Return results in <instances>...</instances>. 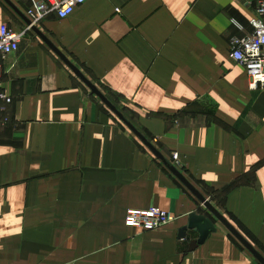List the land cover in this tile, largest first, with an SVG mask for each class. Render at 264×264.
<instances>
[{"label":"crops","instance_id":"obj_1","mask_svg":"<svg viewBox=\"0 0 264 264\" xmlns=\"http://www.w3.org/2000/svg\"><path fill=\"white\" fill-rule=\"evenodd\" d=\"M36 0H0L26 26ZM247 0H87L36 25L264 257V89ZM0 264H261L33 30L0 57ZM169 211L152 230L128 209ZM192 212L212 232L193 249Z\"/></svg>","mask_w":264,"mask_h":264},{"label":"built area","instance_id":"obj_2","mask_svg":"<svg viewBox=\"0 0 264 264\" xmlns=\"http://www.w3.org/2000/svg\"><path fill=\"white\" fill-rule=\"evenodd\" d=\"M87 0H36L27 9L26 15L30 21L20 30H13L7 24L0 26V57L18 49L19 43L26 32L36 26L47 15L54 13L59 18L70 15L74 8ZM254 4V31L252 34L234 38L230 42V56L233 61L242 67L250 78L251 89H264V0H247ZM2 77L0 73V113L3 102H10L11 98L1 90ZM175 216L169 211L156 206L147 209H128L125 223L142 230H152L172 223Z\"/></svg>","mask_w":264,"mask_h":264},{"label":"water","instance_id":"obj_3","mask_svg":"<svg viewBox=\"0 0 264 264\" xmlns=\"http://www.w3.org/2000/svg\"><path fill=\"white\" fill-rule=\"evenodd\" d=\"M30 21L26 19V25H29ZM31 30L36 32L46 44L61 58L66 66L85 84V86L90 90L91 94L97 96L99 100L107 106L120 120L123 122L140 140L145 144L149 150L159 158L162 163L194 194L203 207L209 211L212 216L218 220L261 264H264V257L248 242L243 235L225 219L223 215L211 204V202L205 198L184 176L183 174L169 161H167L156 149V147L145 138L133 125L132 123L111 103V101L95 86L91 83L83 73L72 64L46 37H44L36 28L32 26ZM187 230H193L198 233V238L191 240L189 243V248L193 249L198 244L204 242L208 235L215 232V226L213 221L202 214H197L192 212L188 216V222L186 226L182 227L179 235L184 237Z\"/></svg>","mask_w":264,"mask_h":264}]
</instances>
